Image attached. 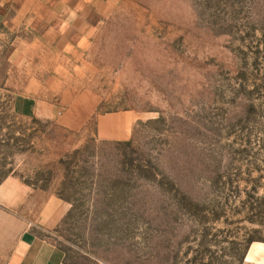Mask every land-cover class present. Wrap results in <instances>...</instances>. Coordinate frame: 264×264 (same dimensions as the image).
Here are the masks:
<instances>
[{"label": "rangeland", "instance_id": "1", "mask_svg": "<svg viewBox=\"0 0 264 264\" xmlns=\"http://www.w3.org/2000/svg\"><path fill=\"white\" fill-rule=\"evenodd\" d=\"M97 6L78 22L96 25L92 42L67 64L68 83L100 99L79 132L13 112L15 47L42 67L61 57L30 15L0 31V182L40 191L33 220L50 194L70 203L55 232L33 229L67 264H246L264 244V0ZM122 111L140 117L132 139L98 141L96 117Z\"/></svg>", "mask_w": 264, "mask_h": 264}, {"label": "crops", "instance_id": "2", "mask_svg": "<svg viewBox=\"0 0 264 264\" xmlns=\"http://www.w3.org/2000/svg\"><path fill=\"white\" fill-rule=\"evenodd\" d=\"M98 4L99 0H0V31L10 24L16 28L23 16L30 15L27 27L34 30L43 27L40 39L49 45L52 54L61 57L51 67H42L39 65L44 60L43 54L32 59L23 55L22 47H15L4 87L14 94L12 109L17 116L54 119L70 132L81 131L95 117L99 97L89 91H78L68 83L67 64L72 55L86 50L92 42L96 25L88 23L81 29L78 22L83 11L98 8ZM35 67L50 70L48 82L33 76ZM52 84L63 87L57 93L49 92ZM139 119L134 111L99 115L95 120L96 139L130 141ZM39 194L40 191L15 176L0 182V264H67L65 252L33 229L55 232L70 213L71 205L50 194L33 220L29 210ZM245 263L264 264V244L252 243Z\"/></svg>", "mask_w": 264, "mask_h": 264}]
</instances>
